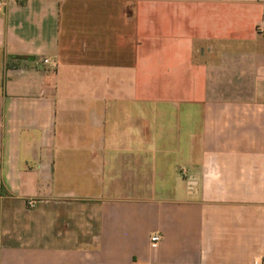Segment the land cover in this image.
<instances>
[{
	"label": "crops",
	"instance_id": "1",
	"mask_svg": "<svg viewBox=\"0 0 264 264\" xmlns=\"http://www.w3.org/2000/svg\"><path fill=\"white\" fill-rule=\"evenodd\" d=\"M4 2L0 264H259L264 0Z\"/></svg>",
	"mask_w": 264,
	"mask_h": 264
},
{
	"label": "built area",
	"instance_id": "2",
	"mask_svg": "<svg viewBox=\"0 0 264 264\" xmlns=\"http://www.w3.org/2000/svg\"><path fill=\"white\" fill-rule=\"evenodd\" d=\"M5 6V2L4 0H0V11L3 10ZM257 31L260 35H264V21L260 22L258 24L257 27ZM43 63L45 65H49L52 69H56L57 68V63L55 61L49 60V59H45L43 61ZM35 202L34 201H30L29 205L30 206H34ZM163 237L160 234H155L154 236L151 237V242L153 244H158L162 241ZM259 264H264V257L261 258L260 263Z\"/></svg>",
	"mask_w": 264,
	"mask_h": 264
}]
</instances>
